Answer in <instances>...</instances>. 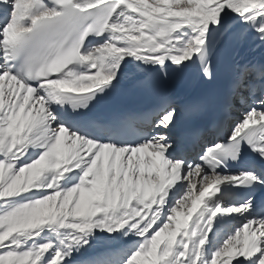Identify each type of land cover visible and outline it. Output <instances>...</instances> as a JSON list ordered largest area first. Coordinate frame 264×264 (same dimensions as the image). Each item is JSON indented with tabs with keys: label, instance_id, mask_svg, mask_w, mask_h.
Here are the masks:
<instances>
[{
	"label": "snow or ice",
	"instance_id": "obj_1",
	"mask_svg": "<svg viewBox=\"0 0 264 264\" xmlns=\"http://www.w3.org/2000/svg\"><path fill=\"white\" fill-rule=\"evenodd\" d=\"M0 264H264V0H0Z\"/></svg>",
	"mask_w": 264,
	"mask_h": 264
}]
</instances>
